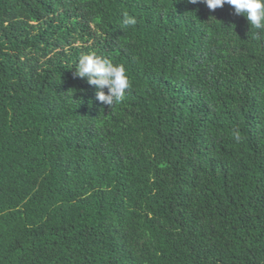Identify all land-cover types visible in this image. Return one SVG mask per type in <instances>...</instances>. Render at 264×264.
Listing matches in <instances>:
<instances>
[{"label": "trees", "instance_id": "16d2710c", "mask_svg": "<svg viewBox=\"0 0 264 264\" xmlns=\"http://www.w3.org/2000/svg\"><path fill=\"white\" fill-rule=\"evenodd\" d=\"M92 51L124 64L121 103L74 75ZM0 264H264V29L189 0H0Z\"/></svg>", "mask_w": 264, "mask_h": 264}, {"label": "clouds", "instance_id": "9594fccd", "mask_svg": "<svg viewBox=\"0 0 264 264\" xmlns=\"http://www.w3.org/2000/svg\"><path fill=\"white\" fill-rule=\"evenodd\" d=\"M200 2L210 11L229 5L235 15L246 19L249 26L257 30L264 29V0H189L192 4ZM122 24L133 27L137 19L125 12ZM74 67V75L84 79L88 85L95 86L96 100L108 107L121 103L125 99L126 90L131 87L124 64L114 63L95 51L82 54Z\"/></svg>", "mask_w": 264, "mask_h": 264}]
</instances>
